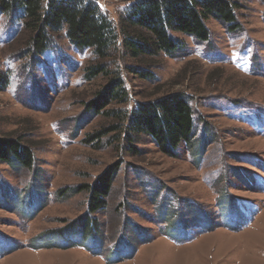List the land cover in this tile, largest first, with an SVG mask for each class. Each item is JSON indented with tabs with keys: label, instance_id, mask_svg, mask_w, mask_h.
<instances>
[{
	"label": "rangeland",
	"instance_id": "obj_1",
	"mask_svg": "<svg viewBox=\"0 0 264 264\" xmlns=\"http://www.w3.org/2000/svg\"><path fill=\"white\" fill-rule=\"evenodd\" d=\"M131 1L96 0L114 22ZM229 1L237 31L210 16L208 41L172 33L183 45L174 56L132 58L119 38L112 66L128 100L108 109L130 110L171 91L189 97L196 133L213 137L197 161L182 145L168 156L147 134L125 139L122 129L85 142L113 121L83 113L107 81L83 78L91 50L77 51L61 34L31 59L26 31L0 16V70L9 78L0 135L20 138L35 158L33 170L0 163V264H264V2ZM114 163L105 206L89 216L88 191L79 187ZM31 183L45 192L40 209ZM84 215L95 228L89 221L45 237Z\"/></svg>",
	"mask_w": 264,
	"mask_h": 264
},
{
	"label": "trees",
	"instance_id": "obj_2",
	"mask_svg": "<svg viewBox=\"0 0 264 264\" xmlns=\"http://www.w3.org/2000/svg\"><path fill=\"white\" fill-rule=\"evenodd\" d=\"M235 7L229 0H132L124 6L117 22H114L101 11L96 0H0V16H5L11 26L16 24V30L26 31L24 54L31 59H36L54 46L53 42L61 34L68 45L77 51L91 50L94 61L84 66L83 78L89 81L101 75L107 81L95 92L94 98L84 104L83 113L88 116L104 113L110 115L113 121L109 127L89 134L85 142H93L122 129L125 139H128L129 133L147 134L157 148L168 156H175L182 145L191 151L197 161L213 137H199L196 133L193 109L185 93L171 91L137 101L130 110L107 108L110 103L118 105L128 100L123 77L116 67H112L119 48L118 40L120 38L123 52L132 58L159 52L174 56L182 50L183 45L172 33L188 35L196 41H208L210 32L205 20L210 16L226 25L229 32L237 31L239 25ZM262 17L264 19V12ZM128 70L145 75V72L135 71L134 67ZM8 84V74L0 70V91ZM195 143L198 145L194 146ZM34 162L33 150L28 144L18 137L0 135V163L33 170ZM118 169L117 163L108 165L91 184L79 187L88 191L89 216L104 208L105 197ZM34 187V184L29 186L30 197L41 196L40 209L46 201L45 192L42 189L38 192ZM14 195L19 200V194ZM28 203L24 201L18 204V210L24 211ZM227 204V201L221 203L222 206ZM89 221L95 228L94 219L85 216L65 227L48 231L45 237L63 236L78 226L85 227ZM45 237L35 239L34 246L44 244Z\"/></svg>",
	"mask_w": 264,
	"mask_h": 264
}]
</instances>
